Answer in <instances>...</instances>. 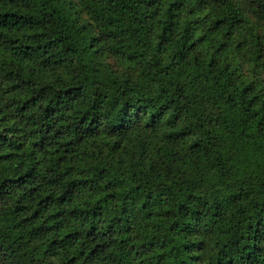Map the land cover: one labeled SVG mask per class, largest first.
I'll use <instances>...</instances> for the list:
<instances>
[{
    "label": "trees",
    "instance_id": "16d2710c",
    "mask_svg": "<svg viewBox=\"0 0 264 264\" xmlns=\"http://www.w3.org/2000/svg\"><path fill=\"white\" fill-rule=\"evenodd\" d=\"M77 1L0 0V264H264V0Z\"/></svg>",
    "mask_w": 264,
    "mask_h": 264
},
{
    "label": "rangeland",
    "instance_id": "374dc122",
    "mask_svg": "<svg viewBox=\"0 0 264 264\" xmlns=\"http://www.w3.org/2000/svg\"><path fill=\"white\" fill-rule=\"evenodd\" d=\"M73 6L75 7V17L77 21L81 24L89 23L93 28V34L97 36L98 29L96 28L95 24L91 22V20L88 18V16L85 14L83 9L78 5L77 0H70ZM237 5L240 6V3H237ZM248 16V15H247ZM253 24V27L258 30V32L264 36V12L259 16H249L248 17ZM101 46V58L107 64L112 71L116 73H122V74H130L131 67L120 58L111 55L107 52L106 43L102 42L99 43ZM235 65H240L239 72L242 75V77H246L249 74V66L247 64H244L241 62L239 64V61L237 60L235 62ZM259 79L264 82V69L259 72ZM154 136L158 139H163L165 137V132L162 128H157L154 131Z\"/></svg>",
    "mask_w": 264,
    "mask_h": 264
}]
</instances>
